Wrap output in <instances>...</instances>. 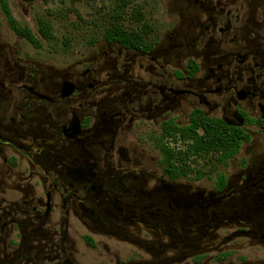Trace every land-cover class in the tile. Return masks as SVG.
Listing matches in <instances>:
<instances>
[{
  "label": "flooded vegetation",
  "instance_id": "flooded-vegetation-1",
  "mask_svg": "<svg viewBox=\"0 0 264 264\" xmlns=\"http://www.w3.org/2000/svg\"><path fill=\"white\" fill-rule=\"evenodd\" d=\"M1 1L0 264H264V0H164L61 57L46 0H5L38 45Z\"/></svg>",
  "mask_w": 264,
  "mask_h": 264
},
{
  "label": "rangeland",
  "instance_id": "rangeland-1",
  "mask_svg": "<svg viewBox=\"0 0 264 264\" xmlns=\"http://www.w3.org/2000/svg\"><path fill=\"white\" fill-rule=\"evenodd\" d=\"M163 1L131 0L122 7V0H46L43 4L39 3L37 9L31 13L30 26L34 31L36 17L51 25L53 38L50 42L43 41V45L49 50L58 51V56L61 57L63 52H77L83 43L91 39H100L105 30L116 22L117 16H120L119 23L126 28L133 25L129 17L136 10L144 9L146 15L151 16L158 3ZM12 13L15 19L25 24L21 12L13 8ZM3 23L7 24V20Z\"/></svg>",
  "mask_w": 264,
  "mask_h": 264
},
{
  "label": "trees",
  "instance_id": "trees-1",
  "mask_svg": "<svg viewBox=\"0 0 264 264\" xmlns=\"http://www.w3.org/2000/svg\"><path fill=\"white\" fill-rule=\"evenodd\" d=\"M131 0H122V7H125L130 3ZM3 4V8L5 11V14L8 18V21L10 24L13 26L14 29L18 31L19 34L27 38L30 42H32L35 45L39 44V39L35 37V35L27 28H21V26L17 23V21L14 19V17L11 15L7 2L5 0L1 1ZM119 18L120 16L116 17V22L112 24L109 28H107L104 32V37L105 38H114L115 40L126 43V42H132L136 41L138 38V33L136 31H132L131 33L127 32L122 25L119 23ZM131 19L137 23H139L142 20V13L139 10H136L132 16ZM40 26H41V35L44 39L46 40H51L52 33H51V28L49 24L44 21L40 20Z\"/></svg>",
  "mask_w": 264,
  "mask_h": 264
}]
</instances>
